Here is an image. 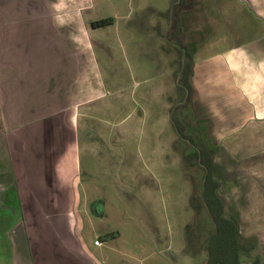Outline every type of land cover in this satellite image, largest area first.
Listing matches in <instances>:
<instances>
[{
  "label": "crops",
  "instance_id": "0c3cea01",
  "mask_svg": "<svg viewBox=\"0 0 264 264\" xmlns=\"http://www.w3.org/2000/svg\"><path fill=\"white\" fill-rule=\"evenodd\" d=\"M205 2L203 25L192 28L204 36L191 58L193 113L208 126L225 214L219 191L229 184L234 202L246 204L230 205L235 215L264 216V0ZM88 7L87 0H0V264H55L47 248L53 242L41 237L42 216L62 205L78 221L83 216V182L94 181L88 167H95L84 158L99 116L90 107L110 100L90 31L103 27L91 25ZM180 78L181 71L177 86L190 98ZM74 226L66 240L77 258L85 247Z\"/></svg>",
  "mask_w": 264,
  "mask_h": 264
},
{
  "label": "rangeland",
  "instance_id": "374dc122",
  "mask_svg": "<svg viewBox=\"0 0 264 264\" xmlns=\"http://www.w3.org/2000/svg\"><path fill=\"white\" fill-rule=\"evenodd\" d=\"M205 1L194 0L191 9L181 12L183 33L162 37L170 30V9L177 0H87L86 18L115 22L90 28L110 100L90 107L99 116L91 122L96 128L88 143H94L84 158L95 167H88L94 181L83 182L82 218L69 215L63 205L42 216L41 237L53 242L47 248L58 259L55 264H207L214 224L202 198L205 171L194 154L210 147L208 126L194 116V92L184 104L177 86L187 60L183 53L192 58L194 45L204 39L192 28L203 25L198 21L207 12ZM231 188L223 184L221 198L245 210L246 204L234 202ZM229 206L226 216L236 221L248 246L242 262L258 258L264 264V216L235 215ZM72 224L73 236L85 247L77 258L76 250L67 248ZM30 240L35 255L38 231L30 232ZM95 240L101 244L95 246Z\"/></svg>",
  "mask_w": 264,
  "mask_h": 264
},
{
  "label": "trees",
  "instance_id": "16d2710c",
  "mask_svg": "<svg viewBox=\"0 0 264 264\" xmlns=\"http://www.w3.org/2000/svg\"><path fill=\"white\" fill-rule=\"evenodd\" d=\"M193 2L194 0H177V3L172 5L170 9V33L181 31V12L191 9ZM110 24L111 20L105 19L93 22L91 25L97 28ZM184 56H186L185 58L187 60H184L185 63L181 68L180 84L189 97L191 91H193L190 83L192 73L191 58L187 52H185ZM185 101L187 102L188 98ZM176 128L177 132L182 136V129L178 125ZM194 155L205 171L202 198L208 215L214 224V232L210 236L206 246L207 264H244L241 260V252L243 250L248 251V246L242 244L236 221L233 218L227 217L225 214L224 204L217 191L218 183L213 177L212 153L207 148L201 147ZM250 264H260V261L258 258H255Z\"/></svg>",
  "mask_w": 264,
  "mask_h": 264
},
{
  "label": "built area",
  "instance_id": "2783aa9c",
  "mask_svg": "<svg viewBox=\"0 0 264 264\" xmlns=\"http://www.w3.org/2000/svg\"><path fill=\"white\" fill-rule=\"evenodd\" d=\"M101 244V242H100V240H95V242H94V245H100Z\"/></svg>",
  "mask_w": 264,
  "mask_h": 264
},
{
  "label": "water",
  "instance_id": "95a60500",
  "mask_svg": "<svg viewBox=\"0 0 264 264\" xmlns=\"http://www.w3.org/2000/svg\"><path fill=\"white\" fill-rule=\"evenodd\" d=\"M121 264H126V263H121Z\"/></svg>",
  "mask_w": 264,
  "mask_h": 264
}]
</instances>
